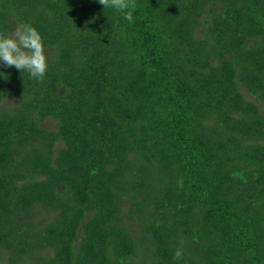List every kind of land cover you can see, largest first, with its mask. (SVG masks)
<instances>
[{"label": "trees", "instance_id": "trees-1", "mask_svg": "<svg viewBox=\"0 0 264 264\" xmlns=\"http://www.w3.org/2000/svg\"><path fill=\"white\" fill-rule=\"evenodd\" d=\"M135 3L0 0V264H264V0Z\"/></svg>", "mask_w": 264, "mask_h": 264}, {"label": "clouds", "instance_id": "clouds-1", "mask_svg": "<svg viewBox=\"0 0 264 264\" xmlns=\"http://www.w3.org/2000/svg\"><path fill=\"white\" fill-rule=\"evenodd\" d=\"M105 9L122 13L129 23L134 22L135 0H97ZM0 62L3 67H15L21 73L27 71L31 78L43 81L48 70V57L42 35L28 23H18L7 34L0 33ZM183 186V179L179 181ZM183 242H181L182 244ZM182 247H177L173 259L183 257Z\"/></svg>", "mask_w": 264, "mask_h": 264}, {"label": "rangeland", "instance_id": "rangeland-1", "mask_svg": "<svg viewBox=\"0 0 264 264\" xmlns=\"http://www.w3.org/2000/svg\"><path fill=\"white\" fill-rule=\"evenodd\" d=\"M41 126H43V127H48V128L51 129V128H54V127H55V123L53 122L52 119H48V120L42 122V123H41Z\"/></svg>", "mask_w": 264, "mask_h": 264}]
</instances>
